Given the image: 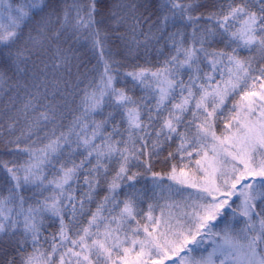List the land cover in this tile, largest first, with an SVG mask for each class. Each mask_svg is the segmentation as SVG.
<instances>
[{
    "label": "snow or ice",
    "instance_id": "snow-or-ice-1",
    "mask_svg": "<svg viewBox=\"0 0 264 264\" xmlns=\"http://www.w3.org/2000/svg\"><path fill=\"white\" fill-rule=\"evenodd\" d=\"M0 264H264V0H0Z\"/></svg>",
    "mask_w": 264,
    "mask_h": 264
}]
</instances>
